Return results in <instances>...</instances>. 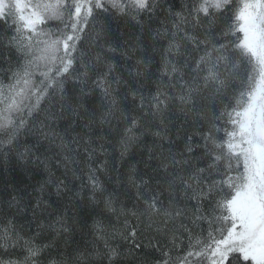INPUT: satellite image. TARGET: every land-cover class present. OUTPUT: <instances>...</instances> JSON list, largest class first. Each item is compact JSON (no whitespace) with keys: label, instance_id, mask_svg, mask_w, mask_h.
Instances as JSON below:
<instances>
[{"label":"snow or ice","instance_id":"1","mask_svg":"<svg viewBox=\"0 0 264 264\" xmlns=\"http://www.w3.org/2000/svg\"><path fill=\"white\" fill-rule=\"evenodd\" d=\"M0 264H264V0H0Z\"/></svg>","mask_w":264,"mask_h":264}]
</instances>
